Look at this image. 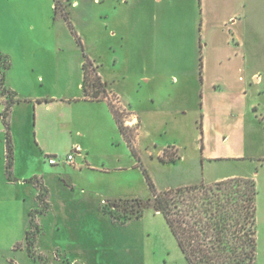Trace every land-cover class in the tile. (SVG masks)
Wrapping results in <instances>:
<instances>
[{
  "label": "crops",
  "instance_id": "1",
  "mask_svg": "<svg viewBox=\"0 0 264 264\" xmlns=\"http://www.w3.org/2000/svg\"><path fill=\"white\" fill-rule=\"evenodd\" d=\"M19 3V0H0V35L12 46L6 51L0 47V53L11 56L5 87L20 100L10 111L13 175L18 182L28 179L21 171L28 168L30 160L37 157L41 161L43 157L49 163V156H59L56 147L63 141L68 143L67 155L74 153V164L49 163L51 166L109 172L105 161L111 153L115 157L118 133V146L126 148L109 100L128 113L126 125L134 128L140 125L138 116L126 110L127 103L122 98L127 92L124 83L129 78L138 79V88H147L152 95L167 87L165 79L175 82L176 90L184 94L194 89L193 85L195 89L202 88V98L206 90L231 94L235 90L236 96L225 102L221 100L219 106L237 114L232 132L236 145L228 153L208 155L204 144L203 158L207 154L210 160L250 161L255 172L245 178H254L257 188H261L264 69H251L254 57L246 50L253 29L248 0H93L101 8L94 13L90 28L93 32L102 29L103 49L102 54L95 48L89 50L88 57L106 84L108 98L101 101L85 97L84 56L79 59V46L65 19L54 17L58 21L55 28L42 25V33L50 30L49 38L44 39L37 25L27 26L24 10L16 5ZM50 6L51 10L54 7L55 15V1ZM79 8L80 0L75 6L64 5L74 28L73 16ZM245 74L250 78L248 81ZM49 89H57L59 93H43ZM7 98V94H0V172L6 177V130L2 113ZM204 118L202 115L203 141ZM31 131L34 135L29 140ZM95 160L102 165H94ZM114 170L123 169L119 166ZM33 178L43 180L36 175Z\"/></svg>",
  "mask_w": 264,
  "mask_h": 264
},
{
  "label": "rangeland",
  "instance_id": "2",
  "mask_svg": "<svg viewBox=\"0 0 264 264\" xmlns=\"http://www.w3.org/2000/svg\"><path fill=\"white\" fill-rule=\"evenodd\" d=\"M19 1L16 5L24 10L27 26L37 25L39 35L44 39L49 38L50 30L42 33L41 26H57L58 21L53 20L54 7L51 10L50 6L54 0ZM247 5L253 29L250 30L246 50L254 57L251 69L262 71L264 0H248ZM99 8L100 5H95L93 0H80V8L74 12L75 30L87 56L88 51L94 48L102 54V29L93 32L90 28L94 13L99 12ZM3 40L4 37L0 35V47L5 51L11 50L9 47L12 46ZM78 56L79 59L84 56L80 46ZM20 64L23 66V63ZM18 67L22 69L19 63ZM246 78L247 81L250 79L248 76ZM163 81L168 83L167 87L156 90L157 93L161 92L152 95L149 89L138 88V79L128 78L124 83L127 92L122 96L123 102L127 103L126 110L139 118L136 147L156 188L164 191L202 181L212 184L228 178L253 175L255 170L248 160H210L207 154L203 158L201 151L199 126L202 115L205 117L204 144L208 155L228 153L236 145L232 132L236 127L237 114L219 106L221 100L225 102V99L236 96L235 90L232 94L206 90L202 98V88L195 89L193 85L194 89L184 94L176 90L177 84L172 80ZM252 85L256 86L253 82ZM48 91L51 94L59 93L57 89L44 90L43 93ZM33 135L32 131L28 133L29 140L33 139ZM119 136L120 133L115 142V157L111 153L105 161L109 172L74 169L65 165L53 167L43 157L41 161L37 157L30 160L28 168L22 169L21 173L28 175L25 182H9L5 173L0 172V264L43 263L33 260L27 251L26 233L32 229L29 214L42 207L37 198V188L31 181L33 175L42 178L50 190L49 211L36 214L35 218L41 229L35 249L45 256L48 264H189L164 216L156 213L152 203L142 218L122 224L123 219L134 213L131 204H126L125 200L148 202L153 194L127 142L126 148L118 146ZM225 137L228 138L224 140ZM56 149L60 152L58 157H65L69 149L67 141L61 142ZM165 150L178 156L179 161L162 163L159 156ZM94 165L100 167L102 164L95 160ZM119 166L123 170H114ZM263 185L264 179H261L257 196V251L254 264H264Z\"/></svg>",
  "mask_w": 264,
  "mask_h": 264
},
{
  "label": "trees",
  "instance_id": "3",
  "mask_svg": "<svg viewBox=\"0 0 264 264\" xmlns=\"http://www.w3.org/2000/svg\"><path fill=\"white\" fill-rule=\"evenodd\" d=\"M54 1L55 17L65 19L83 51V89L86 99L101 101L108 98L106 84L102 82L93 62L85 54L83 43L69 14L62 4ZM10 67L9 56L0 53V94L8 95L5 110L2 113L6 130V175L9 180L17 181L13 175L14 145L10 131V111L12 105L20 100L15 98V94L5 87L6 70ZM109 106L119 130L136 158L138 166L142 169L153 194L152 199L148 202L139 199L125 200L126 204H131L134 213L131 217L123 219L122 224L142 218L152 203L156 213L164 216L189 264H254L257 251L258 196L255 179L235 177L212 184L201 183L159 191L143 165L136 147L139 128L126 125V112L110 100ZM199 129L203 135L202 123ZM201 142V151L203 152L204 141L202 138ZM159 159L164 164H172L177 163L180 158L170 154L169 150H165ZM31 181L38 189V199L42 207L29 214L32 229L26 233L27 251L33 260H40L43 262L42 264H48L45 256L38 254L35 249L37 237L41 232L35 218L36 214H45L49 211L50 191L40 179L33 178Z\"/></svg>",
  "mask_w": 264,
  "mask_h": 264
},
{
  "label": "built area",
  "instance_id": "4",
  "mask_svg": "<svg viewBox=\"0 0 264 264\" xmlns=\"http://www.w3.org/2000/svg\"><path fill=\"white\" fill-rule=\"evenodd\" d=\"M56 2H59L60 4L64 5L70 4V5H77V0H56ZM48 161L51 165H60V164H67V165H73L74 164V153H71L65 157H58V156H49Z\"/></svg>",
  "mask_w": 264,
  "mask_h": 264
}]
</instances>
